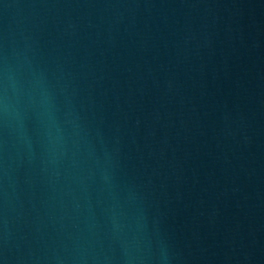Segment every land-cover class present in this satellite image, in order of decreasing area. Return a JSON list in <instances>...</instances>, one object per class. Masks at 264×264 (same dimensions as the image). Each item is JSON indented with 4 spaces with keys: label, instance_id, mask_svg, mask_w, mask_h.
I'll use <instances>...</instances> for the list:
<instances>
[{
    "label": "water",
    "instance_id": "95a60500",
    "mask_svg": "<svg viewBox=\"0 0 264 264\" xmlns=\"http://www.w3.org/2000/svg\"><path fill=\"white\" fill-rule=\"evenodd\" d=\"M0 264H135L119 0H0Z\"/></svg>",
    "mask_w": 264,
    "mask_h": 264
}]
</instances>
